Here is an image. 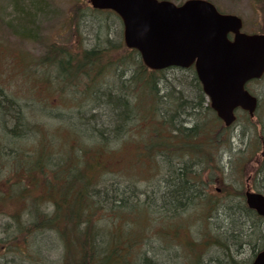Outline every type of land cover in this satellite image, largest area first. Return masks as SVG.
<instances>
[{
	"label": "rangeland",
	"instance_id": "obj_1",
	"mask_svg": "<svg viewBox=\"0 0 264 264\" xmlns=\"http://www.w3.org/2000/svg\"><path fill=\"white\" fill-rule=\"evenodd\" d=\"M212 1L223 12L240 15L244 20L245 31H264V12L260 1ZM103 23L110 25L112 40L120 39L119 35L123 40V23L117 15L110 14L106 19L105 14L94 10L88 0H0V90L19 104L17 106L23 115L22 124L24 123L23 131L18 137L10 136L6 130L8 125L4 119L6 117L0 107V157L5 158V160L0 159V191L4 194L8 193L0 201V210L7 213L17 212L26 208V203L33 198L37 199L36 194L43 192L41 186L37 188L35 187L37 185L33 184L35 180L30 175L33 170H29L28 175L25 171H19L18 158L19 155L24 157V153L21 155L18 151L22 149L25 153L28 151L33 154L45 140L52 141L55 138L59 145L48 154L51 160H57L60 151L65 149L61 145L65 142L69 150L71 148L74 150L73 155L77 160L79 157L82 164L84 160L92 164L91 170L96 171L98 175L96 184L91 186L93 191H98L101 196L102 189L106 188L110 192L109 195H113L114 190L125 193L128 196L125 199H128L126 202L129 206L119 208L120 212L128 219H135L140 227L146 226L144 229L149 228L151 224L152 229L155 227L153 231L150 229L152 232L149 230L141 235L143 238L141 252H145L158 263L167 262L168 258L170 264H196L197 258H200L202 264H213V260L219 258V264H229L224 254V246L211 242L214 235L221 233L218 227L220 223H225L226 218L223 219V215L215 211V214L208 217L205 201L212 198L219 200L221 205L238 202H242L243 205L245 201L246 180L254 173L251 170L255 163L262 162L264 132L261 122H264V100H262L264 79L249 84V88L260 97L262 104L258 107L253 120L244 111H237L238 118L230 129L233 134L230 145H223L219 153H214L212 158L201 161L198 165L199 171L202 172L199 185L202 189L203 201H196L186 209L179 210L181 213L170 211L172 214L167 221H160L156 227V218L165 220L161 213L158 215L157 210L162 208L160 206L162 201L158 200L155 194H160L165 189L161 175L164 170L162 172L158 170L159 174L151 178L149 175L151 170L144 169L136 163L138 150L136 142L142 140L140 136L145 124L138 120L127 124L128 129L122 130L123 133L115 138L111 137L106 143L105 151L102 152L100 122L96 119L88 121L85 118L93 114L94 118L97 116L96 118L102 121V103L100 104L96 99L95 94L89 93L86 96L83 84L89 81L85 76L82 85L80 84L78 90L73 91L71 84L62 80L63 68L57 65L60 60H65L69 56L82 54L84 49L102 47V32L99 33L101 35L99 41L95 27ZM179 73L180 71L177 70L165 72L168 78ZM90 76L92 77L93 74ZM99 83L102 87V78L99 79ZM210 117V112L208 117L201 114L197 121H201L206 126ZM93 125L100 129L95 130L92 128ZM216 126L218 127L217 121ZM228 132L223 133L222 136L228 138ZM45 143L47 146L48 143ZM46 146L44 145L45 149ZM58 148L60 151L57 153ZM81 148L86 151L77 154ZM39 153L41 152H38V156ZM93 155L98 162L97 165L92 160ZM249 159L253 161L252 166L248 163ZM259 177L264 176L259 175ZM8 179L12 181V187L7 185ZM22 187L36 194L33 198L27 197L28 200L22 199L19 195ZM239 195H242L241 199ZM101 199H99L101 206L91 213V227L98 228L99 236L102 235V227L112 229V223L102 219V209L113 212L114 216L118 213L116 204L112 206V203V208L107 206L103 208ZM140 200L144 202L140 203ZM41 207L46 212L54 208L47 200L41 204ZM134 208L140 211L153 209L150 214L156 218L150 217L149 220L153 221L149 222L148 218L146 221L142 212H131ZM7 216L0 214V237L6 236L2 224L8 220ZM124 225L128 226L127 223ZM176 228L178 231H175ZM55 230L60 229L43 228L34 236L36 243L33 248L35 250H38L37 246L42 248V254L48 258L46 264H61L66 252L63 236ZM234 239L236 243L231 246L234 258L240 264H249L258 250L255 237H234ZM145 242L150 244L146 245ZM2 257L11 262L21 261L17 254L13 253V249L0 251V263L4 261Z\"/></svg>",
	"mask_w": 264,
	"mask_h": 264
},
{
	"label": "trees",
	"instance_id": "obj_2",
	"mask_svg": "<svg viewBox=\"0 0 264 264\" xmlns=\"http://www.w3.org/2000/svg\"><path fill=\"white\" fill-rule=\"evenodd\" d=\"M257 1L262 4L261 9L264 12V0ZM96 11L105 14L106 19L110 14H115L110 10ZM117 17L119 18L118 15ZM109 27V24L104 23L97 24L95 27L99 41H101L99 33L102 32V47L84 49L82 54L69 56L65 60H60L61 62L57 65L63 68L62 80L71 84L73 91L78 90L85 76L91 83L87 82V86L83 84L86 96L89 93L95 94L96 99L100 104L102 103V121L101 119L99 121L97 116L94 118L93 114L85 117L88 121L96 119L102 126V152L105 151L106 143L111 137L115 138L123 133L122 130L128 129L127 124L135 123L136 120L143 121L145 124L140 136L142 140L136 142L138 150L135 160L142 168L151 170L150 177L159 174L158 170L159 172L164 170L161 175L165 189L160 194H155L156 198L162 201L160 205L162 208L157 210L158 215L161 213L165 220L163 218L160 220L150 214L153 209L140 211L134 208L131 212H142L146 221L147 218L149 220L150 217H155L157 227L160 221H167L172 214L170 211L181 213L179 210L186 209L196 201H203V193L199 185L202 172L199 171L198 165L201 161H208L214 153H219V149L225 145H230L231 127L225 126L211 108L194 67L173 66L161 70L150 69L136 49L125 46L121 35L116 41L111 39ZM168 70H177L180 73L168 78L165 74ZM91 74H93L92 77ZM100 78H102V87L99 83ZM99 91H102L100 96L97 95ZM17 105L19 104L16 100L8 98L0 90L1 111L9 125L6 130L10 136L14 137L22 133L24 124H22L23 115ZM260 105H262L261 102L259 107ZM209 112L211 117L209 124H206L208 128H206L197 119L201 114L208 117ZM184 120H190L193 125L186 127ZM261 126L264 132V124ZM26 128L29 129V126L26 125ZM92 128L100 129L96 125ZM227 131H229L228 138H225L222 134ZM182 133L185 138L178 136ZM45 142L48 143L47 146ZM64 143L61 145L65 149L60 151L58 148L57 153L60 151L61 154L54 161L49 158L48 154H51L50 152L59 145L55 138L52 141L45 140L33 154L28 151L25 153L22 149L18 151L21 155L24 153V157L19 155L18 158L19 171H25L28 175V171L33 170L30 174L35 180L33 184L37 185L35 186L37 188L41 186L43 192L32 194L22 187L19 190L22 199L28 200L27 197L33 198L35 194L38 198H33L26 203V208L17 212L7 213L0 210V214L8 215V220L2 224L5 227L6 236L0 237V251L13 249V253L15 252L21 259V261L11 262L2 257L4 261L0 264H46L48 258L42 254V248L37 246L38 250H35L33 245L36 243L34 238L36 232L47 227L60 229L55 232L58 231L63 236L66 252L61 264H170L168 258L167 262L158 263L145 252L140 251L143 241L141 235L152 229V224L144 229L146 226L140 227L135 219H128L120 212L119 208L129 206L126 202L128 199H125L128 196L125 193L113 189L114 194L109 195L110 192L106 188L102 189L101 196L98 191H93L91 186L96 184L98 175L96 171L91 170L92 164L85 160L82 164L80 158L78 157L77 160L73 155L74 150L72 148L69 150ZM39 151L41 153L38 156ZM85 151L86 149L81 148L77 154ZM163 157L172 161V166L168 170L162 164ZM0 159L5 160L1 157ZM92 160L97 165L98 162L95 161L94 155ZM252 171L258 177L259 175L264 176L263 157L262 162L255 163ZM144 173L145 170L143 175ZM261 179V183L264 184V177ZM8 182L7 185L12 187V181L8 179ZM13 184H15L14 181ZM0 192L1 201L8 193ZM239 197L241 199L242 195ZM97 198L102 200L103 208L105 206L112 208L115 204L118 208L115 216L113 212L102 209V219L112 223V229L102 227L101 236H99L98 228L91 227V213L101 206ZM46 200L52 203L54 207L52 211L46 212L41 207ZM142 202L144 200H140V203ZM205 202L208 217L215 214V211L218 214L221 213L223 219L226 218L225 223L219 224L218 229L221 233L214 235L211 242L224 246V254L229 264H240L231 252V246L236 243L234 237H255V244L258 243L256 253L264 247V217L250 209L245 201L243 205L242 202L234 204L230 201L229 203L232 204L222 203L221 205L219 200L212 198ZM232 205H235V208H230ZM151 221L153 220H149ZM219 260V258L213 260V264H219ZM196 264H202L200 258H197Z\"/></svg>",
	"mask_w": 264,
	"mask_h": 264
},
{
	"label": "water",
	"instance_id": "obj_3",
	"mask_svg": "<svg viewBox=\"0 0 264 264\" xmlns=\"http://www.w3.org/2000/svg\"><path fill=\"white\" fill-rule=\"evenodd\" d=\"M89 2L121 17L126 46L137 49L150 69L194 65L204 93L225 125L234 122L238 107L255 114L258 96L246 83L264 74V32L243 31L240 15L221 12L211 0ZM246 201L264 216L263 193L247 191ZM251 264H264V248Z\"/></svg>",
	"mask_w": 264,
	"mask_h": 264
},
{
	"label": "flooded vegetation",
	"instance_id": "obj_4",
	"mask_svg": "<svg viewBox=\"0 0 264 264\" xmlns=\"http://www.w3.org/2000/svg\"><path fill=\"white\" fill-rule=\"evenodd\" d=\"M261 177H258L257 174L253 173L249 175L246 180V188L244 190V196L246 198V191H256L264 194V184L261 183ZM262 184V186H261Z\"/></svg>",
	"mask_w": 264,
	"mask_h": 264
},
{
	"label": "bare ground",
	"instance_id": "obj_5",
	"mask_svg": "<svg viewBox=\"0 0 264 264\" xmlns=\"http://www.w3.org/2000/svg\"><path fill=\"white\" fill-rule=\"evenodd\" d=\"M85 86H87V84H84ZM97 95H102V91H99V92H97ZM95 97H96V95H95ZM94 97V98H95ZM85 99H87V98H85ZM217 117H218V115H217ZM193 122H191L190 120H184V125L186 126V127H191L193 124H192ZM262 124H264V122H261ZM179 137H182V138H185V136H184V134L182 133V134H179L178 135ZM232 136H233V134H232ZM240 139H242L241 137H240ZM264 142V141H263ZM167 146V145H166ZM262 157H263V159H264V152H262ZM248 163H249V165H251L252 166V164H253V161H252V159L250 160H248ZM162 164L165 166V168L168 170V168H170L171 166H172V161L170 160V159H168L167 157H163V160H162ZM235 205H232L230 208H235L234 207ZM250 209H251V207H249ZM148 243L149 242H147L146 243V245H148ZM150 244V243H149Z\"/></svg>",
	"mask_w": 264,
	"mask_h": 264
}]
</instances>
